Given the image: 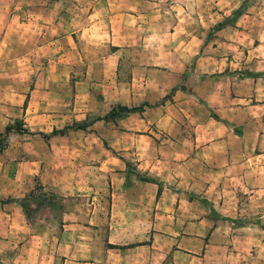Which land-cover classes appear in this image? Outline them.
I'll list each match as a JSON object with an SVG mask.
<instances>
[{
	"label": "crops",
	"instance_id": "0c3cea01",
	"mask_svg": "<svg viewBox=\"0 0 264 264\" xmlns=\"http://www.w3.org/2000/svg\"><path fill=\"white\" fill-rule=\"evenodd\" d=\"M4 1L33 73L3 100L30 140L0 154L1 264H264V0ZM35 186L61 207L32 223Z\"/></svg>",
	"mask_w": 264,
	"mask_h": 264
},
{
	"label": "rangeland",
	"instance_id": "374dc122",
	"mask_svg": "<svg viewBox=\"0 0 264 264\" xmlns=\"http://www.w3.org/2000/svg\"><path fill=\"white\" fill-rule=\"evenodd\" d=\"M10 9L11 8L7 7L6 2L4 0H0V26L2 25L3 22L6 21V18L8 17L10 12H12L10 11ZM18 11H19V16L21 18L23 17L29 19L31 17V12L28 10V8H18ZM13 29L14 28L12 27L7 30L5 29V31H7V34L5 36L3 43L9 44L10 41H12L11 39L13 35ZM2 37L3 35L0 32V41L2 40ZM19 47L20 46H14L10 48L8 46L7 49L3 48L2 50H0V119L1 120L2 117L5 116V112H6L5 106L7 105L3 102V100L6 99V96H10L12 94V90L14 89L13 86L16 82L21 83L23 82L22 80L31 78L33 73V71L27 68V63L25 62V55L21 54V49H19ZM7 126H10L12 129H15L21 126L24 127V123L22 120L17 119L8 122L6 124V127ZM76 126H80V125L73 124L70 127H76ZM4 130L1 131L0 134L3 133ZM11 133H16V132H10L5 138L3 137L0 140V154L6 152L5 159L7 158L6 165L8 166H11L10 162L15 155V152H13L15 147L19 146L21 143L26 144V142L30 140L29 138L22 140L20 139V137H14L13 145H12L14 149H12L9 143L11 141L10 139ZM12 163H15V161H13ZM129 169L132 168L129 167ZM31 192L32 195L31 193H29L20 202L26 206V209L28 211L27 219L32 223H36L38 218L42 219L44 218V216L45 218H48L49 209L61 207V202L58 198L55 197L48 199V197H42L41 195L42 191L38 189L37 186H35Z\"/></svg>",
	"mask_w": 264,
	"mask_h": 264
},
{
	"label": "trees",
	"instance_id": "16d2710c",
	"mask_svg": "<svg viewBox=\"0 0 264 264\" xmlns=\"http://www.w3.org/2000/svg\"><path fill=\"white\" fill-rule=\"evenodd\" d=\"M145 105L147 106V104H145ZM143 106H140L138 108H131V109L126 108V107H120V106H118L116 108H113L109 112V114L107 116H105L103 119L114 118L116 116L121 115L122 113H131V112H134V111H140V110L143 109ZM86 126L87 125H80V126H76V127L79 128V129H85ZM65 130L66 129L59 130V131L54 130L50 135L41 134V137L44 138V139H49L50 136L63 135L65 133ZM10 132H16V133H21V134H23V133L24 134H27L28 133L27 130L23 126L18 127V128H15V129H12L10 126H7L5 128V130H4V132L0 134V140L3 137L5 138ZM37 187H38V189H40L42 191V194H41L42 197H48V199L55 198L54 195L45 193L40 186H37ZM30 193L32 195V192H30ZM20 204H21L23 210L25 211V214L28 215V211L26 209V206L24 204H22L21 202H20Z\"/></svg>",
	"mask_w": 264,
	"mask_h": 264
}]
</instances>
